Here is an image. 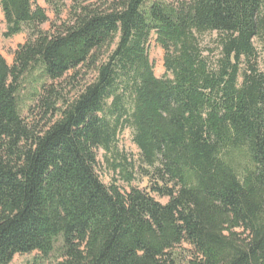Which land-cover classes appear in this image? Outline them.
Returning <instances> with one entry per match:
<instances>
[{
    "label": "trees",
    "instance_id": "16d2710c",
    "mask_svg": "<svg viewBox=\"0 0 264 264\" xmlns=\"http://www.w3.org/2000/svg\"><path fill=\"white\" fill-rule=\"evenodd\" d=\"M45 2L46 31L37 0H0L4 37L26 34L0 55V264H264V0Z\"/></svg>",
    "mask_w": 264,
    "mask_h": 264
},
{
    "label": "rangeland",
    "instance_id": "374dc122",
    "mask_svg": "<svg viewBox=\"0 0 264 264\" xmlns=\"http://www.w3.org/2000/svg\"><path fill=\"white\" fill-rule=\"evenodd\" d=\"M72 0H65V6L62 9L61 18L65 19L69 10V6L71 5ZM37 4L43 8L46 12V15L49 19V23L43 26V29L46 31L49 29V25L51 22L55 20V15L52 10V8L46 4L45 0H37ZM6 32V24L3 18V14L1 12L0 8V55L5 59L8 65H11L13 62V53L17 49V47L24 43L26 39V34H20L11 38L4 37V33ZM207 41V38L204 39ZM254 46L258 55V62H259V68L263 69L264 64V38L258 39L254 42ZM149 59L153 64V72L154 75L157 78H161L164 76L165 71L163 67V57L164 52L163 50L154 44V42H151L149 44ZM72 74H68L66 77H64L61 81L54 84V86L58 90H64L63 93L66 94L68 97L73 94L74 92V84L76 82H81V79H78V81L72 80ZM77 87V86H76ZM32 96L30 93L25 92L23 95V102L29 106V104L32 103ZM22 116L25 120L28 122H38L42 125L44 122L42 120V115L37 112L36 108H33L31 112L23 111ZM119 150L123 153H126V155L129 158H133L134 160L138 159V150L135 147V145L131 141V135L129 131H125L119 138ZM103 152L99 151L98 159H99V168L97 169V174L102 180L104 184H110V182L114 179L115 174L112 173L109 167V163H107L105 160L102 159ZM107 159L111 160V157L107 155ZM147 180L144 178H141L140 176H136L134 181H132L131 185L132 187L144 189L147 185ZM117 185L119 186L121 191H127L129 190V187L122 181H118ZM161 203H165L166 199H160ZM60 249H61V243L58 241L55 245L54 252L52 253L49 261L56 260L60 255ZM37 256L36 253L30 254V255H17L14 257L12 262L10 264H33V259ZM47 261L44 264H48Z\"/></svg>",
    "mask_w": 264,
    "mask_h": 264
}]
</instances>
